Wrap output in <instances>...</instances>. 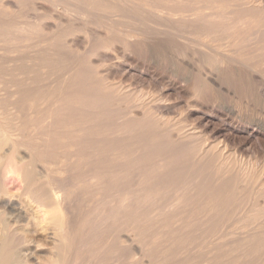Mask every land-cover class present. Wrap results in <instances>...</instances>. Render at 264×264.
Wrapping results in <instances>:
<instances>
[{"label": "bare ground", "instance_id": "bare-ground-1", "mask_svg": "<svg viewBox=\"0 0 264 264\" xmlns=\"http://www.w3.org/2000/svg\"><path fill=\"white\" fill-rule=\"evenodd\" d=\"M0 264H264V0H0Z\"/></svg>", "mask_w": 264, "mask_h": 264}, {"label": "rangeland", "instance_id": "rangeland-1", "mask_svg": "<svg viewBox=\"0 0 264 264\" xmlns=\"http://www.w3.org/2000/svg\"><path fill=\"white\" fill-rule=\"evenodd\" d=\"M196 117H194V119H195ZM201 121V120H200ZM204 121V122H203ZM202 124L204 125L205 123H207L206 125H207V130H208V132L210 133V134H212L214 137H216L217 136V138L219 139L220 138V140L222 139V140H224V141H226V142H228V144L231 146V147H233V146H237V147H240L241 149V152H240V154L244 157V158H252V151L249 149V150H247L248 148H249V146H248V143L246 142V141H244V138H243V136H241V135H236V134H230V133H223V132H221V133H219V134H214L213 132H218L219 131V127H218V125L213 121H209V122H207V120H205V119H203L202 121ZM214 127V128H213ZM215 128H216V130H215ZM215 130V131H214ZM212 132V133H211ZM235 136H236V138H235ZM241 137H242V139H241ZM228 140V141H227ZM243 141V142H242ZM239 144V145H238ZM246 149V150H245ZM17 188V187H16ZM28 220H26V221H24V225H26L28 222H27ZM27 222V223H26ZM23 223V222H22Z\"/></svg>", "mask_w": 264, "mask_h": 264}]
</instances>
